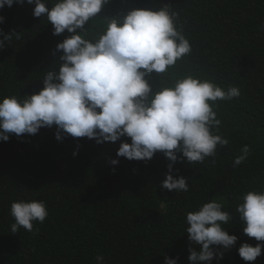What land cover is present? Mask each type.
I'll return each instance as SVG.
<instances>
[{
  "label": "trees",
  "instance_id": "trees-1",
  "mask_svg": "<svg viewBox=\"0 0 264 264\" xmlns=\"http://www.w3.org/2000/svg\"><path fill=\"white\" fill-rule=\"evenodd\" d=\"M165 5L179 13L192 48L168 79L201 75L222 88L240 89L239 97L218 101L215 109L222 122L218 134L228 145L218 146L214 164L213 158L177 161L172 174L183 176L189 191L174 192L161 186L170 163L162 152L146 161L117 157L129 137L97 143L64 134L58 141L55 125L35 135L10 134L0 141V264H97L98 256L102 264H165L166 256L190 264L189 248H200L188 238L186 214L212 200L232 214L224 227L238 237L212 264H264V248L253 262L238 255L241 244L264 241L244 234L235 212L242 193L264 189V0H109L89 23L102 27L105 19L132 9ZM34 7L0 9V39L15 33L0 49V99L38 93L46 72L58 69L62 52H55L56 45L71 35H53L44 16H33ZM149 83L159 90L155 73ZM244 145L250 155L234 167ZM112 159L119 163L112 165ZM20 199L43 200L49 215L42 224L34 222L32 232L21 228L13 234L10 205Z\"/></svg>",
  "mask_w": 264,
  "mask_h": 264
},
{
  "label": "clouds",
  "instance_id": "clouds-1",
  "mask_svg": "<svg viewBox=\"0 0 264 264\" xmlns=\"http://www.w3.org/2000/svg\"><path fill=\"white\" fill-rule=\"evenodd\" d=\"M50 2L51 8L46 7L49 0H0V9L34 4L33 16H44L53 27V35L65 30L71 34L56 45L55 52H62L58 69L46 72L38 93L23 99L16 95L0 99V141H8L10 134L35 135L40 128L53 125L57 126L58 141L64 134L97 143H114L126 136L131 143L122 142L117 157L146 161L162 152L170 161L162 188L188 192L186 179L172 174L173 165L177 161L204 163L207 158L215 163L218 146L229 143L218 134L222 122L215 110L217 102L239 97L240 89L222 88L201 75L168 79L170 69L192 52L179 13L170 5L158 10L132 9L122 17L105 19L106 24L100 27L89 22L98 18L109 0ZM4 19L0 16V23ZM13 34L0 39V49ZM153 73L160 78V88L155 92L149 83ZM250 151V146L244 145L233 166L241 165ZM110 163L117 165L119 161L112 159ZM235 212L244 234L264 241V189L242 193ZM48 215L43 200L13 201L10 216L15 222L11 233L21 228L32 232L34 222L42 224ZM232 220V214L216 200L187 212L186 233L200 248H189L190 264H212L214 259H223L221 249L233 247L238 240L224 227ZM262 248L261 243H243L238 255L253 262L261 256ZM96 259L102 264V256ZM165 264H177V260L166 256Z\"/></svg>",
  "mask_w": 264,
  "mask_h": 264
},
{
  "label": "rangeland",
  "instance_id": "rangeland-1",
  "mask_svg": "<svg viewBox=\"0 0 264 264\" xmlns=\"http://www.w3.org/2000/svg\"><path fill=\"white\" fill-rule=\"evenodd\" d=\"M230 249V248H229ZM229 249H221V251H223V253L227 252Z\"/></svg>",
  "mask_w": 264,
  "mask_h": 264
}]
</instances>
